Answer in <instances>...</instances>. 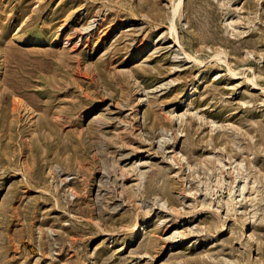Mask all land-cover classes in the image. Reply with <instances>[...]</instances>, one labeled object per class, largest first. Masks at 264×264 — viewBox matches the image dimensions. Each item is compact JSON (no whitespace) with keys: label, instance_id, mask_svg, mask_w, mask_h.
Wrapping results in <instances>:
<instances>
[{"label":"rangeland","instance_id":"obj_1","mask_svg":"<svg viewBox=\"0 0 264 264\" xmlns=\"http://www.w3.org/2000/svg\"><path fill=\"white\" fill-rule=\"evenodd\" d=\"M0 264H264V0H0Z\"/></svg>","mask_w":264,"mask_h":264},{"label":"bare ground","instance_id":"obj_2","mask_svg":"<svg viewBox=\"0 0 264 264\" xmlns=\"http://www.w3.org/2000/svg\"><path fill=\"white\" fill-rule=\"evenodd\" d=\"M80 34V33H79Z\"/></svg>","mask_w":264,"mask_h":264}]
</instances>
